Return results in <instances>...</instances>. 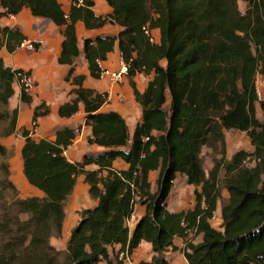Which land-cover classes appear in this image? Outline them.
Here are the masks:
<instances>
[{"label": "trees", "instance_id": "trees-1", "mask_svg": "<svg viewBox=\"0 0 264 264\" xmlns=\"http://www.w3.org/2000/svg\"><path fill=\"white\" fill-rule=\"evenodd\" d=\"M105 1L111 12L96 15L91 0H71L67 12L58 0H0V18L26 7L32 16L48 18L62 29L60 64H71L78 55L77 21L88 29L119 25L117 35L85 38L84 56L91 76L98 78V61L117 41L141 107V120L130 135L117 112L99 110L103 93L74 89L76 97L60 107V114L76 112L82 101L85 124L91 127L88 142L105 147L80 162L64 155L73 129L57 130L54 140H35L20 129L22 173L41 197L19 196L10 179L11 152L0 143V264H123L119 254H131L141 240L150 242L153 256L137 264H170L168 248L180 249L187 264H264V99L255 88L256 74L264 72V0H246L244 12L237 0ZM145 25L159 30L157 44L149 42ZM23 40L18 28L0 26V49L14 52ZM20 69L5 66L0 56V103L7 104L14 94V72ZM151 72L145 90L138 91L131 78ZM71 73L72 68L65 78ZM19 95L21 102L30 101L23 89ZM41 108L34 110L33 126L47 112ZM6 117L2 135L9 136L17 131L18 108ZM230 129L244 132L252 149H240L226 160L224 131ZM203 146L220 153L207 174ZM116 158L128 167L115 169ZM247 159L253 164L248 166ZM88 164L97 169H85ZM152 170H158L153 193ZM80 174L96 204L79 212L62 253L50 238L61 236L65 203ZM177 174L195 187V201L192 208L170 212L167 199ZM221 188L228 199L215 228L209 220ZM8 190L11 195H4ZM136 204L145 205V213L130 229L127 219ZM175 238L182 239V248L174 245Z\"/></svg>", "mask_w": 264, "mask_h": 264}, {"label": "crops", "instance_id": "crops-1", "mask_svg": "<svg viewBox=\"0 0 264 264\" xmlns=\"http://www.w3.org/2000/svg\"><path fill=\"white\" fill-rule=\"evenodd\" d=\"M91 1L93 2L92 10L96 15H106L111 12V8L105 0ZM70 3L71 0H68L67 2L64 1L63 4L65 7L62 5L64 11H68ZM0 26L18 28L26 36L27 40H34L37 37L43 39H41L43 44L41 43L42 45L40 44L39 47L33 51L20 46L11 53H9L5 47L0 49V54L2 53L0 56L3 58L5 66L10 67L11 69L21 68L29 70L35 82L34 88L29 93L30 101L28 103L20 101L21 104L17 106V131L13 134L18 132L17 135L19 134V140L18 147L15 148L14 156L10 158L9 164L12 174L16 172L14 179L16 178L23 186V191L27 194L30 193V196L41 197L43 196V193L38 188L28 183L22 173L21 147L24 138L20 134V129H27L30 132L31 138L35 140H54L57 130L64 127L73 129L74 137L70 139L71 142L64 150V155L69 161L80 162L83 160L84 155L95 156L104 151L105 147L97 144H90L88 142V138L91 137V127L85 124L86 112L82 101L78 102V110L76 112L65 115L60 114V107L64 104L70 103L76 97V94L73 92L74 89L82 87L91 89L94 92L103 93L104 95L107 93L108 97L99 110L103 112L111 110L117 112L124 119L130 135H132L136 124L141 120V107L135 100L134 89L127 74L124 79L112 87L108 93L106 82L91 76L88 62L84 56L83 40L85 38L117 35L122 29L119 25L106 23L100 28L88 29L82 21H77L75 23V32L78 40L77 46L79 52L78 55L73 58L71 64H60L58 62V57L61 52V42L64 37L62 29L52 23L50 19L34 17L31 15L30 10L24 7L16 15L1 17ZM152 34L159 42V30L157 28H152ZM122 62V55L116 41L113 50L107 53L105 60L101 61V66L116 70ZM71 68L72 73L69 78L66 79L65 77ZM79 76H83L81 83L77 81ZM152 77L153 72L149 74L139 73L134 75L131 79L134 82L136 89L142 92L145 90L148 81ZM40 105H42L40 110L42 111L46 109L47 112L44 115L38 116L36 120L37 124L36 126H33V113L36 107ZM6 148L10 149L11 147L6 146ZM112 166L118 170L128 167L126 162L120 158L113 160ZM85 169L94 170L97 169V165L88 164L85 166ZM177 175L181 177L182 183L187 182L184 175ZM157 176L158 170H152L148 173L150 191L152 193L156 190ZM88 188V184L84 181V175H78L73 191L68 197V199L70 198L73 200V209L70 210V212L65 210L61 236L56 239V242L64 245V247L72 228L77 224L80 218V207L83 206L84 202L87 203V206H84V209L90 208L96 204V200L90 197ZM194 188L195 187L193 186L191 193L186 196V202L184 204L182 202L177 204L172 210L167 209L170 212H178L183 209L192 208L195 201L193 194ZM220 209L221 206H216L215 215L216 220H220L219 222L221 223ZM144 213L145 205L136 204L133 211L134 220L129 226L130 229ZM209 221L213 227L217 228L213 225L212 220ZM50 239H52V237ZM200 240L201 234L194 237L195 243ZM56 242L54 244H56ZM174 245L178 248H182V239L175 238ZM118 247V245L114 246V252H117ZM165 255L170 260V264H187L180 249L172 250L171 248H168ZM111 256L113 257L112 253ZM152 256L153 252L151 250L150 242L141 240L138 247L123 259V264H137L139 261L149 262L151 261ZM98 264L105 263L99 262Z\"/></svg>", "mask_w": 264, "mask_h": 264}, {"label": "rangeland", "instance_id": "rangeland-1", "mask_svg": "<svg viewBox=\"0 0 264 264\" xmlns=\"http://www.w3.org/2000/svg\"><path fill=\"white\" fill-rule=\"evenodd\" d=\"M58 1L61 3V5L64 6L63 4L64 1L67 2L68 0H58ZM246 5H247L246 0H237V6L241 12H244ZM35 39H42V38L37 37ZM33 50H30V51H33ZM0 55H2V53ZM255 84L257 85L256 89L258 90V98L264 99V72H260L256 74ZM13 88H14V94L8 99L7 104L4 105L3 103H0V143H2L4 146L6 145V146L11 147L9 149L11 152L10 158L14 156V150L16 147H18V140H19L18 135L19 134L17 135L18 132L16 134H12L9 136H5L2 134L5 131V128L8 124V118L6 116L8 115V113L11 112L13 108H16L19 104H21L20 99H19L20 88L15 83H13ZM256 114L259 117V119H261V111H260L258 103H256ZM224 134H225V158L226 160H229L231 156L240 149H245V150L252 149L249 138L246 136L244 132L230 129V130H225ZM200 155H201V158L203 161V167L206 173L211 169L214 161L220 158V153L218 149L212 150L211 148L207 146L202 147ZM10 158H9V161H10ZM246 164L248 166L252 165L253 160L247 159ZM15 175H16V172L12 174V172L10 171V179L12 180V182L15 184L16 188L18 189L19 196L21 198L30 196L29 195L30 193L27 194L26 192L23 191V186L18 182V180L16 178L14 179ZM222 175H223V172L220 173V177H222ZM192 189H193L192 185L188 184L187 182L182 183L181 177L177 175L176 178L174 179V185L167 199V208L172 210L173 208H175L177 204H180L182 202L184 204L186 202V196L189 193H191ZM4 195L9 196L11 195V192L8 190L4 193ZM227 199H228L227 191L221 188V196L218 199L217 206L218 205L221 206L223 203L227 202ZM73 205H74L73 200L69 198L67 202L65 203V210L67 212H70V210L73 209ZM84 206H87L86 202H84L83 206L80 207V211L84 209ZM21 218L25 219L26 215L24 214L21 215ZM219 221L220 220H215V219L212 221L213 225L216 226L217 228L219 227V223H220ZM57 238L58 237H52V239H50V243L57 250H60L63 253L65 250V247L59 242H56ZM55 242L56 244H54Z\"/></svg>", "mask_w": 264, "mask_h": 264}, {"label": "built area", "instance_id": "built-area-1", "mask_svg": "<svg viewBox=\"0 0 264 264\" xmlns=\"http://www.w3.org/2000/svg\"><path fill=\"white\" fill-rule=\"evenodd\" d=\"M81 2V0H79ZM142 30L146 37L148 38L149 42L152 44H157L158 40L155 39L154 35L152 34V29L148 27V25H145L142 27ZM42 43L41 39H34V40H23V42L20 44V47H24L28 50L35 49V44L40 45ZM99 64V71H98V79L103 80L106 82L107 85V92L112 89L115 85L120 83L125 75L127 74L128 65L123 61L118 69L111 70L106 67L101 66V61H98ZM14 82L20 89H23L26 93H30V91L34 88L35 82L33 79V76L29 70L26 69H20L16 70L14 72ZM255 88H257V85L255 84ZM256 93L258 95V90L256 89ZM108 94H105V100L107 99ZM34 125V123H33ZM216 220L215 211L213 212V215L210 220ZM134 220V214H130V216L127 219V224L130 226ZM126 252H122L119 254V258H126L127 257Z\"/></svg>", "mask_w": 264, "mask_h": 264}]
</instances>
